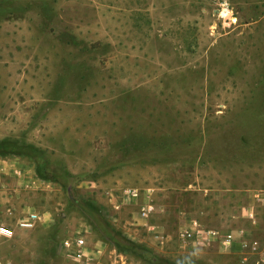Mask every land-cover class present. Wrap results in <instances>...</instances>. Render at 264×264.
I'll return each mask as SVG.
<instances>
[{"label":"rangeland","instance_id":"rangeland-1","mask_svg":"<svg viewBox=\"0 0 264 264\" xmlns=\"http://www.w3.org/2000/svg\"><path fill=\"white\" fill-rule=\"evenodd\" d=\"M3 137L62 192L47 227L5 208L0 264H77L62 250L77 234L94 264H264V0H0ZM194 220L236 246L183 244Z\"/></svg>","mask_w":264,"mask_h":264},{"label":"crops","instance_id":"crops-1","mask_svg":"<svg viewBox=\"0 0 264 264\" xmlns=\"http://www.w3.org/2000/svg\"><path fill=\"white\" fill-rule=\"evenodd\" d=\"M6 137H13V135H8ZM4 138L5 137L0 139L2 140ZM22 151L25 152L26 150L23 149ZM48 174L49 173H47L45 176L41 175L38 172L36 163L30 157L21 158L19 157V154L14 153L0 155V221H9L4 210L5 208H13L18 214L22 215L31 212L38 213L41 218L38 223L39 226L47 227L52 225L54 218L56 217V207H53L51 204L52 195L62 192V185L58 184L59 180L52 178L53 175ZM64 189L68 191V186H65ZM31 194L42 195L43 202L40 204V206H26V204L30 202L29 198L31 197ZM110 199L111 203H114V201L117 200L114 194L111 195ZM24 203H26L25 206H23ZM22 206L26 208L23 209ZM115 207L117 208L118 206ZM113 213L116 214L120 212L114 211ZM148 227L158 234L161 233L160 236L158 235L155 237L156 239L154 238L156 241L158 240V242H163L161 240L163 237L162 233L168 235V225H166L165 222H153ZM169 244L170 243L167 242L168 246ZM235 246L233 245V247ZM166 252L167 253L165 254L170 257L183 256L192 258L193 256H196V254L191 250L173 251L168 249ZM101 253L102 252L100 250H92L90 248L87 249V256H89V258H93V261L99 262V256Z\"/></svg>","mask_w":264,"mask_h":264},{"label":"built area","instance_id":"built-area-1","mask_svg":"<svg viewBox=\"0 0 264 264\" xmlns=\"http://www.w3.org/2000/svg\"><path fill=\"white\" fill-rule=\"evenodd\" d=\"M227 4V3H223ZM219 16L222 18H231L229 15L228 7H223L219 11ZM7 211L12 214V209L8 208ZM156 211L155 204L151 201L146 202L140 211L142 218L147 219L151 214ZM254 211H249L246 217L251 219L255 218ZM40 215L36 212L27 213L25 217L15 218L16 225L22 229H33L39 221ZM15 234L14 228L4 222L0 223V238L11 239ZM179 239L183 244L189 246H206L210 241L216 240L220 246L228 248L233 247L236 242V235L233 230H222L217 228H205L199 221L194 220L189 226L182 228L179 231ZM242 249H250L258 251V242L251 239L243 238L240 241ZM87 240L84 235L77 234L72 237H66L62 240V250L65 257L71 259L77 264H94L93 258L87 256ZM248 261L247 257H243L242 263Z\"/></svg>","mask_w":264,"mask_h":264},{"label":"trees","instance_id":"trees-1","mask_svg":"<svg viewBox=\"0 0 264 264\" xmlns=\"http://www.w3.org/2000/svg\"><path fill=\"white\" fill-rule=\"evenodd\" d=\"M0 150H1V151L5 150V147H1V146H0ZM22 150H23V149H22ZM25 150H26V149H25ZM29 150H30V149H29ZM29 150L27 149L26 152H29V153H30ZM12 151L14 152L15 150H11V149H10V152H8V153L5 152L4 154L13 153ZM20 151H21V150H20ZM21 152H22V151H21ZM0 155H1V153H0ZM2 155H3V154H2ZM37 166H38V167H37V168H38V171L41 172V173H43V174L45 173V170L48 168L47 163H45L44 161H43L42 163H40V165H37ZM44 168H45V169H44Z\"/></svg>","mask_w":264,"mask_h":264}]
</instances>
